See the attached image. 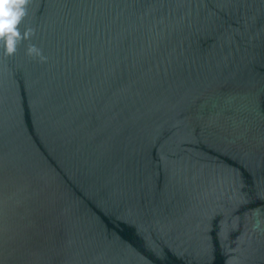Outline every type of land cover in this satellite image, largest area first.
I'll list each match as a JSON object with an SVG mask.
<instances>
[{
  "label": "water",
  "instance_id": "95a60500",
  "mask_svg": "<svg viewBox=\"0 0 264 264\" xmlns=\"http://www.w3.org/2000/svg\"><path fill=\"white\" fill-rule=\"evenodd\" d=\"M27 7L0 47V264H264V0Z\"/></svg>",
  "mask_w": 264,
  "mask_h": 264
},
{
  "label": "clouds",
  "instance_id": "9594fccd",
  "mask_svg": "<svg viewBox=\"0 0 264 264\" xmlns=\"http://www.w3.org/2000/svg\"><path fill=\"white\" fill-rule=\"evenodd\" d=\"M30 2L31 0H0V47L6 57L15 55L20 44L30 41L35 35L33 28L28 27L22 31L20 27L27 16ZM25 54L39 58L41 63L47 61V57L35 44L29 43Z\"/></svg>",
  "mask_w": 264,
  "mask_h": 264
}]
</instances>
